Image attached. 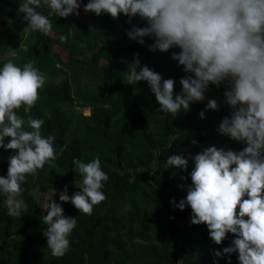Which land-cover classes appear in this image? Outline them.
Masks as SVG:
<instances>
[{
    "label": "trees",
    "instance_id": "16d2710c",
    "mask_svg": "<svg viewBox=\"0 0 264 264\" xmlns=\"http://www.w3.org/2000/svg\"><path fill=\"white\" fill-rule=\"evenodd\" d=\"M87 2L83 0L79 16L51 17L52 31L44 35L29 29L18 13L23 0H0V69L9 59L20 66L31 61L46 74L30 115L45 121L42 134L56 137L57 152L37 176L27 177L22 198L28 210L21 216L8 215L6 196L0 194V264H228L227 256L215 258L214 250L230 246L233 234L214 244L206 225L191 224L190 207H172L173 198L179 201L187 195L182 185L191 179L184 169L167 164L169 155L194 154L213 143L241 147L216 131L230 115L223 103L224 88L211 86L221 96L219 111L207 110L205 100L177 115L161 112L147 82L128 85L123 71L138 53L142 64L164 79H175V94H180V78L188 74L171 58L180 50L151 51L152 38L140 45L127 37L133 25L144 27L145 21L86 13ZM38 11H49L45 0ZM69 27L75 35L62 44L59 36ZM19 33H26L25 39ZM85 107L87 114L91 109L89 115L80 109ZM202 110L204 119L199 117ZM18 114L26 115L23 108ZM193 137L199 144H191ZM16 151L0 149V175L7 174L8 157ZM97 155L109 176L103 188L108 198L92 215L79 212L71 202L62 203L65 215L76 216L78 223L69 251L52 256L43 235L46 213L32 191L39 186L41 192L56 188L60 193L68 185L72 195L78 190L75 178L82 179L73 160L87 163ZM231 264H239L238 253L231 254Z\"/></svg>",
    "mask_w": 264,
    "mask_h": 264
},
{
    "label": "clouds",
    "instance_id": "9594fccd",
    "mask_svg": "<svg viewBox=\"0 0 264 264\" xmlns=\"http://www.w3.org/2000/svg\"><path fill=\"white\" fill-rule=\"evenodd\" d=\"M45 3L47 14L38 11L41 0H23L18 13L29 29L48 35L51 17L79 16L83 0ZM83 10L116 20L123 14L129 23L139 17L146 25H133L127 31L130 40L144 45L149 37L153 39L151 51L180 50L171 54L188 74L180 78V94H175V79H164L142 64L138 53L123 71L128 85L147 82L161 112L189 111L192 104L207 99L211 86L224 88L223 103L230 115L223 117L216 131L241 147L213 143L194 154L169 155V168L184 169L191 179L182 185L187 195L170 203L181 211L190 207L191 224L206 225L214 244L221 245L233 234L230 246L214 250L215 258L227 256L231 264V254L238 253L239 264H264V0H88ZM74 35L69 27L59 40L63 44ZM46 80V74L31 61L20 66L9 59L0 69V149L18 150L8 157L7 174L0 175V194L6 196L4 206L10 217L28 210L22 198L27 177L37 176L57 157L56 137L44 136L45 121L30 115ZM21 108L26 115L18 114ZM220 108L216 98L207 99V110ZM199 117L206 118L205 111ZM190 142L199 144L195 137ZM73 164L82 179L75 178L78 190L72 195L68 185L60 191L59 202L54 198L56 188L41 192L37 186L32 191L47 212L43 235L55 257L69 251L78 223L76 216L65 215L62 203L71 202L79 212L92 215L94 207L108 198L103 188L109 176L102 170L99 155L87 163L76 158Z\"/></svg>",
    "mask_w": 264,
    "mask_h": 264
},
{
    "label": "rangeland",
    "instance_id": "374dc122",
    "mask_svg": "<svg viewBox=\"0 0 264 264\" xmlns=\"http://www.w3.org/2000/svg\"><path fill=\"white\" fill-rule=\"evenodd\" d=\"M26 31H27V30H26ZM19 37L22 38V39H25V37H26V33H24V34L19 33ZM206 97H207V99L216 98V99L218 100L219 103H220V101H221V96L218 95V94H217L215 91H213L211 88H210V90L206 93ZM207 99H206V100H207ZM78 109H79V108H78ZM80 109L82 110V112H83L85 115H89V114L91 113V109H90V113H89V114L86 113V112H87V107H85V108H80ZM57 196H59V193L56 192L54 198L56 199ZM45 213L47 214L46 210H45Z\"/></svg>",
    "mask_w": 264,
    "mask_h": 264
}]
</instances>
